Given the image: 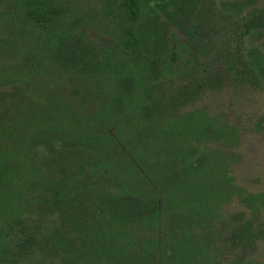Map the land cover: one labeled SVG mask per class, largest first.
Returning <instances> with one entry per match:
<instances>
[{"label": "rangeland", "instance_id": "1", "mask_svg": "<svg viewBox=\"0 0 264 264\" xmlns=\"http://www.w3.org/2000/svg\"><path fill=\"white\" fill-rule=\"evenodd\" d=\"M58 1L65 10L62 43L9 31L1 36L0 162L8 158L12 138L29 127L25 117L12 119L10 103L19 93L27 97L20 107L34 113V136L87 138L91 147L71 150L67 140L63 152L48 146L25 152L5 170L23 208L12 219L0 216V245L8 253L0 264H61L45 241L58 231L84 237L82 225L102 218L94 208L99 190L126 196L128 206L153 197L144 219L158 211L169 230L172 219L185 222L184 264H264V70L251 58L254 52L264 57V0H197L188 12L181 11L182 0H148L136 21L124 0ZM127 31L140 42L133 46ZM27 51L34 53V66L15 70L18 55ZM148 119L206 130L193 141V135L178 139L177 148L189 147L198 164L187 172L184 188L165 195L153 194L139 176L143 190L136 189L142 187L125 170L129 153L114 143L127 129L136 136ZM158 149L154 144L142 152L150 158ZM98 154L108 155L113 168L95 176L86 161ZM32 177L82 181L89 194L56 204L50 192L30 185ZM258 194L263 199L247 208L244 197ZM247 225L253 239L239 241ZM158 233L133 222L130 253L140 254ZM133 264H159V257Z\"/></svg>", "mask_w": 264, "mask_h": 264}, {"label": "trees", "instance_id": "2", "mask_svg": "<svg viewBox=\"0 0 264 264\" xmlns=\"http://www.w3.org/2000/svg\"><path fill=\"white\" fill-rule=\"evenodd\" d=\"M151 1L161 3L165 0ZM147 2L148 0H124L123 4L127 16L134 21L138 20L143 5ZM196 4L197 0H182L180 9L182 12H188L194 9ZM2 8L4 12L1 10ZM64 11L63 5L58 0H0V39L5 32L9 31L10 34L16 32L33 38H40L43 35V37H47L46 40L49 43H62L65 40V31L62 28ZM127 32L129 42L132 41L133 46L140 42L139 36L130 31ZM47 56L50 57L49 54H46ZM18 58L13 64L15 70L18 71L24 68L31 69L36 61L34 53L31 51L18 55ZM251 58L253 67L264 70L263 56L254 52ZM16 97L19 99L15 98L14 100L13 98L10 103L15 111L12 119L19 116L25 117L29 121V127L25 129L24 135H19L21 138H12L14 139L13 146L5 155L8 158H3V161L0 162V193L3 192L5 195V201L0 205V216L4 217L5 220L12 219L19 213L20 208H23V205L20 206L21 196H16L18 189L13 190L11 194L8 186L12 182V177L5 170L11 165L15 166L16 161L25 152L34 150L43 152L46 150L44 149L46 146L48 148L54 147L56 151L63 152L66 150L63 145L68 140L59 133L50 135L40 133L34 136V113L20 107L21 101L27 97L22 93ZM148 115L150 116V114ZM7 116L5 118H8ZM124 119H127V116H124ZM3 122L0 121V124L2 125ZM30 130L32 131L29 132ZM195 130L190 129L187 124L182 122L177 125L168 122L158 124L156 120L148 119V123H143L142 128L137 131V135L132 136V138L129 129L125 134L117 133L116 137L114 136V143L129 153L125 165L128 179L132 178L137 181L136 176H139V180L143 184L148 185L147 182H149L153 194L158 192L160 195H165L171 188H184L187 182V172L195 168L198 161L194 160L189 147L177 148V144L178 139L182 137L193 135L190 138V141H193L195 137L206 132L203 128ZM48 132L46 134H49ZM68 143L71 150L81 147L89 149L91 147V142L87 138L76 141L68 140ZM154 144L159 145L158 151H154L155 153L150 158L145 157L142 148ZM86 162L95 176L100 172L107 174L113 168L112 164L109 163L110 157L108 155L98 154L93 158H87ZM32 171L34 174V169ZM29 183L31 186L40 187L41 193L50 192L53 202L56 204L83 200L89 194L90 189L85 182L81 181L79 184L73 180L68 183L65 179H61L59 182H46L32 177ZM137 183L142 188L136 187V189L143 190V185L139 184L138 181ZM82 194L84 195L82 196ZM261 199H263V195L260 194L244 197L245 204L249 209H253L252 204H256ZM152 202H154L153 197L146 196L140 201H134V205L128 206L126 196L99 190L94 208L102 215V218H94L92 223L82 225L81 230L85 234L84 237H68L58 231L51 239L45 241V245L51 255L60 256L61 264H133L134 260L136 262L139 259L150 263L154 261L156 256L159 257V264H184L183 256L188 243L186 223L182 220L172 219V230H169L163 214H159L158 211L152 213L153 220L144 219L145 209L153 210ZM133 222L148 228L154 226L155 229L159 230L156 238L147 241L142 246L140 254L130 253L133 244L129 235ZM112 225L117 226L118 230L114 231ZM237 239L239 241H252L253 237L248 225L243 227V231ZM29 241L31 242L32 238L28 237L25 242ZM21 245L25 246V244ZM38 246L41 247V244L39 243ZM7 255V250L0 245V262L7 263Z\"/></svg>", "mask_w": 264, "mask_h": 264}]
</instances>
